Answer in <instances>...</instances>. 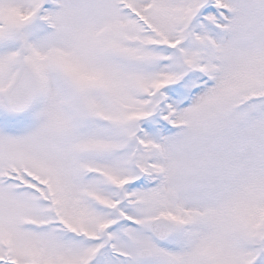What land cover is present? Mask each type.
<instances>
[{
	"label": "snow or ice",
	"instance_id": "snow-or-ice-1",
	"mask_svg": "<svg viewBox=\"0 0 264 264\" xmlns=\"http://www.w3.org/2000/svg\"><path fill=\"white\" fill-rule=\"evenodd\" d=\"M0 264H264V0H0Z\"/></svg>",
	"mask_w": 264,
	"mask_h": 264
}]
</instances>
